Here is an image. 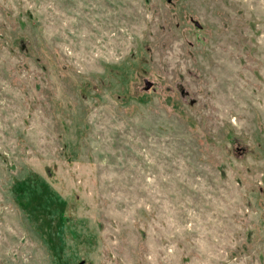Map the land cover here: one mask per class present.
<instances>
[{
    "label": "rangeland",
    "instance_id": "obj_1",
    "mask_svg": "<svg viewBox=\"0 0 264 264\" xmlns=\"http://www.w3.org/2000/svg\"><path fill=\"white\" fill-rule=\"evenodd\" d=\"M0 264H264V0H0Z\"/></svg>",
    "mask_w": 264,
    "mask_h": 264
},
{
    "label": "water",
    "instance_id": "obj_2",
    "mask_svg": "<svg viewBox=\"0 0 264 264\" xmlns=\"http://www.w3.org/2000/svg\"><path fill=\"white\" fill-rule=\"evenodd\" d=\"M148 85H150V82L148 81Z\"/></svg>",
    "mask_w": 264,
    "mask_h": 264
}]
</instances>
